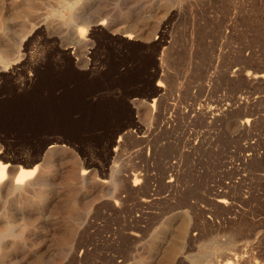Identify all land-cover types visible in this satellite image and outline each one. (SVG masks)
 I'll use <instances>...</instances> for the list:
<instances>
[{
	"label": "rangeland",
	"instance_id": "rangeland-1",
	"mask_svg": "<svg viewBox=\"0 0 264 264\" xmlns=\"http://www.w3.org/2000/svg\"><path fill=\"white\" fill-rule=\"evenodd\" d=\"M257 1L0 0V264H264Z\"/></svg>",
	"mask_w": 264,
	"mask_h": 264
},
{
	"label": "bare ground",
	"instance_id": "bare-ground-1",
	"mask_svg": "<svg viewBox=\"0 0 264 264\" xmlns=\"http://www.w3.org/2000/svg\"><path fill=\"white\" fill-rule=\"evenodd\" d=\"M207 1V0H206ZM260 3H262V4H264V0H258ZM257 1V2H258ZM207 4H208V2H207ZM209 6V5H208ZM207 19V18H206ZM101 24H103V22L102 23H100V25ZM83 35V34H82ZM129 37V36H128ZM130 38V37H129ZM1 56L2 55H0V58H1ZM2 60V59H1ZM260 64V63H259ZM264 64V63H263ZM252 71H254L253 69H252ZM248 72V73H246V75H245V79H246V82L247 83H249V84H252V83H260L261 84V82L262 83H264V67H262V69L261 70H258V71H254V72ZM233 75L235 76V77H243V75H244V71L243 70H239V69H236L235 71H234V73H233ZM233 75H231V76H233ZM243 80V79H242ZM243 82V81H242ZM245 82V83H246ZM264 85V84H263ZM159 86V88H161V86L160 85H158ZM158 91H160V90H158ZM164 92V91H163ZM159 97V96H158ZM160 98V97H159ZM248 101V100H247ZM215 103H219V102H215ZM215 103H213V104H215ZM212 104V105H213ZM231 104V103H230ZM244 104V103H243ZM247 104V103H246ZM219 105V104H218ZM223 104H221V106H222ZM214 106H216V105H214ZM211 107L210 106V104H209V107H207V108H204V107H199V108H195V107H189V110H186V111H184L183 112V110H182V112L180 111H177L176 109H174V107H173V109H172V112H175V114H176V112L178 113H180L181 114V116H184L185 117V119L187 118V119H190V120H192V122L193 121H198L199 119H201L204 123H206V124H209V123H212L213 125H214V123H216V122H221V120H223V118H224V116H225V118H226V112L228 111V109L230 108V107H228V108H226V109H224L223 111H216L215 110V107ZM228 106V105H227ZM230 106V105H229ZM239 106V105H238ZM248 106V105H247ZM217 107H219V106H217ZM243 107V106H242ZM169 108V107H168ZM162 109V108H161ZM170 109V108H169ZM217 110H218V108H216ZM232 109V108H231ZM166 110H167V108H166ZM233 110V109H232ZM159 112H160V110H159ZM165 112V111H164ZM232 112V111H231ZM156 114H158V113H156ZM229 114V113H228ZM254 114V113H253ZM177 116V115H176ZM179 116V115H178ZM180 116V117H181ZM229 116V115H228ZM227 116V117H228ZM250 116H252V115H250ZM171 117H173V116H171ZM170 116L168 117V114L166 115V114H164L163 113V111H162V113L161 114H159L158 116H157V118L158 119H160L161 118V121H162V125H161V127H163V128H170V126L172 127V123H173V120H175V117H174V119L172 120V118H171ZM257 117V116H256ZM183 119V118H182ZM255 119V118H254ZM200 121V120H199ZM224 121V120H223ZM253 122V119L252 118H247V119H244L243 121H241V123H240V125L242 126V128H246V127H248V126H250V124ZM254 122H256V121H254ZM253 122V124H255ZM202 124V123H201ZM238 124V123H237ZM175 126V125H174ZM207 126V125H206ZM211 126V125H210ZM246 130H248V129H246ZM200 143H202L201 142V140H199V142H197L194 146H193V148H197V145L198 144H200ZM204 145V144H203ZM248 147V146H247ZM264 149V148H263ZM251 150V149H250ZM252 151V150H251ZM250 152V151H249ZM264 153V152H263ZM245 154V153H244ZM245 156V155H244ZM246 159H248L249 160V158H250V156H247L246 155ZM264 159V158H263ZM245 161V160H244ZM250 161V160H249ZM247 163V162H246ZM261 163H263V161L261 162ZM10 164V163H9ZM8 164V165H9ZM8 165L7 164H2V163H0V178L1 179H4L5 178V176H6V171H7V168H8ZM170 165V164H169ZM248 165V164H247ZM243 166H245L244 164H243ZM264 166V165H263ZM169 167V166H168ZM174 168H175V166H173ZM10 168V167H9ZM11 169V168H10ZM37 169V167L34 169V170H32V174H33V172H36L35 170ZM167 169V168H166ZM171 169V168H170ZM14 170V169H13ZM167 170H169V168L167 169ZM175 170V169H174ZM29 171V170H28ZM28 171H20V173L17 175V180L18 181H16V184L15 185H17V187H21V185H20V180H24V179H26L31 173H29ZM11 173H12V171H10ZM84 172V171H83ZM165 172V171H164ZM170 172H173V169L172 170H170ZM242 172V171H241ZM85 173V172H84ZM175 173H176V171H175ZM86 174V173H85ZM84 174V175H85ZM235 174V173H234ZM12 175V174H11ZM83 175V176H84ZM10 176V175H9ZM81 176H82V174H81ZM136 176V175H135ZM134 176V177H135ZM176 174H171L170 173V175L168 176V178H169V180H168V183L169 184H174L175 182H174V180H176L175 178H176ZM179 176V175H178ZM137 177V176H136ZM243 177H244V175H243ZM11 179V178H10ZM244 179V178H243ZM134 180V182L132 183V185L127 181L126 183H125V188H126V191L128 192V194H133V193H129V191H133L132 190V188L133 187H135V186H137V179L135 178V179H133ZM241 180H242V178H241ZM177 181V180H176ZM174 182V183H173ZM240 182V181H239ZM243 182V181H242ZM230 183H231V181H230ZM229 183V184H230ZM237 184L236 182H233V184ZM177 184V183H176ZM233 184H232V186H233ZM7 185H8V182H7ZM175 185V184H174ZM227 185V184H226ZM236 186V185H235ZM241 186V185H240ZM228 187H229V185H228ZM238 187V186H237ZM147 188V187H146ZM226 189H228L227 187H225ZM235 188V187H234ZM233 188V189H234ZM239 188V187H238ZM233 189H231V191L229 190V191H217L216 192V194L214 195L215 196V198H216V200H215V202L216 203H218L219 205H221L222 207H224V208H226L228 211L229 210H232L231 212H233V210H234V208L236 207V204H235V200H238V199H233L232 197H230L229 196V194H227V192H232V190ZM216 191V190H215ZM233 191H236V190H233ZM121 192H123V191H121ZM149 192V191H148ZM245 192V191H244ZM134 193H136V192H134ZM150 193V192H149ZM233 193V192H232ZM236 193H238V192H236ZM245 193H247V192H245ZM244 193V194H245ZM254 193V192H253ZM243 194V193H242ZM249 194V193H248ZM134 195V194H133ZM247 195V194H246ZM236 196V195H235ZM120 197V196H119ZM144 197V196H143ZM241 197H243V196H241ZM249 197V196H248ZM263 197V196H262ZM238 198H240V196L238 197ZM250 198V197H249ZM244 199H246V198H243L242 200L243 201H246V200H244ZM242 200H241V203H242ZM142 203L144 204H149V203H151L152 202V199H151V197L150 196H145L143 199H142ZM239 201V200H238ZM238 201H236L237 203H239ZM248 201V200H247ZM141 202V201H140ZM240 204V203H239ZM242 206V205H241ZM244 206V205H243ZM145 209V208H144ZM194 209V208H193ZM240 209V208H239ZM236 210H238V209H236ZM241 210V209H240ZM248 210V209H247ZM241 211H243V209L241 210ZM246 211V210H245ZM237 212V211H236ZM235 212V213H236ZM244 212V211H243ZM234 213V212H233ZM233 213H230V214H233ZM240 213V212H239ZM239 213H238V215H239ZM247 213V212H246ZM251 213V212H250ZM234 215V214H233ZM238 215H235V216H238ZM251 215V214H250ZM253 215V214H252ZM243 216V215H242ZM228 218V217H227ZM234 219L236 218V217H233ZM140 219V218H139ZM136 221V220H135ZM206 222V221H205ZM250 222H252L251 220H250ZM135 223V222H134ZM133 223V224H134ZM258 223V222H257ZM228 226V225H227ZM232 227V226H231ZM9 231V230H8ZM11 232V231H10ZM6 233V232H5ZM5 233H3V234H5ZM12 233V232H11ZM134 237H138V234H136V232H135V234H132ZM141 235V234H140ZM190 236H192L191 234H189ZM1 236V235H0ZM195 236V235H194ZM248 236V235H247ZM189 238V237H188ZM191 239H192V237H191ZM231 248V247H230ZM238 251V253H239V251H241L240 249L239 250H237ZM242 252V251H241ZM233 254H235V253H233ZM226 256V255H225ZM234 256V255H233ZM236 256V255H235ZM237 256H239V255H237ZM240 256H242V255H240ZM244 257H246V256H244ZM251 257V256H250ZM235 258V257H234ZM228 259V258H227ZM248 259L249 258H246V260H247V262H248ZM241 260V259H240ZM243 260V259H242ZM244 261V260H243ZM255 261V260H254ZM246 262V261H245ZM251 262V261H250ZM249 262V263H250ZM258 262V261H257ZM257 262H253V263H257ZM230 263H232V262H230ZM248 263V264H249ZM253 263H250V264H253ZM262 263V262H261ZM237 264H238V262H237ZM245 264H247V263H245ZM260 264V263H259Z\"/></svg>",
	"mask_w": 264,
	"mask_h": 264
},
{
	"label": "clouds",
	"instance_id": "clouds-1",
	"mask_svg": "<svg viewBox=\"0 0 264 264\" xmlns=\"http://www.w3.org/2000/svg\"><path fill=\"white\" fill-rule=\"evenodd\" d=\"M19 239H21V240H22V239H23V237H19Z\"/></svg>",
	"mask_w": 264,
	"mask_h": 264
}]
</instances>
